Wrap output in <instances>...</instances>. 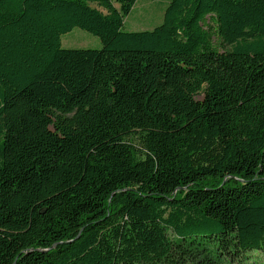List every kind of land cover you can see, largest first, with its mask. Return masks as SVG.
Returning <instances> with one entry per match:
<instances>
[{
  "label": "trees",
  "instance_id": "obj_1",
  "mask_svg": "<svg viewBox=\"0 0 264 264\" xmlns=\"http://www.w3.org/2000/svg\"><path fill=\"white\" fill-rule=\"evenodd\" d=\"M137 1L0 0V264L264 252V0Z\"/></svg>",
  "mask_w": 264,
  "mask_h": 264
},
{
  "label": "rangeland",
  "instance_id": "obj_2",
  "mask_svg": "<svg viewBox=\"0 0 264 264\" xmlns=\"http://www.w3.org/2000/svg\"><path fill=\"white\" fill-rule=\"evenodd\" d=\"M169 0H138L132 13L126 18L125 29L128 31L153 29L160 25L164 19V11ZM64 48H91L102 47L99 37L82 30L74 28L62 36ZM243 264H264V252H249L247 260Z\"/></svg>",
  "mask_w": 264,
  "mask_h": 264
}]
</instances>
